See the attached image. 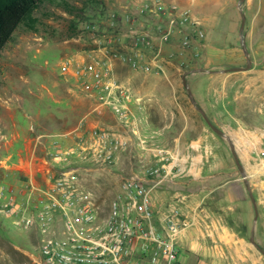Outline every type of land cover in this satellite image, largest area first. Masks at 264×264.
Listing matches in <instances>:
<instances>
[{"label": "rangeland", "instance_id": "rangeland-1", "mask_svg": "<svg viewBox=\"0 0 264 264\" xmlns=\"http://www.w3.org/2000/svg\"><path fill=\"white\" fill-rule=\"evenodd\" d=\"M237 2L218 0L206 9L188 8L193 17L195 14L203 20L199 26L205 33L202 43L222 44L224 48L232 45L242 49L238 40H235L241 21ZM261 11L259 0H244L242 3L245 15L244 39L250 67L244 69V73L236 74L239 76L228 74V71L216 76L229 81L228 85L231 86L226 88L228 97L238 95L232 100L234 104H227L229 113L218 114L217 109L208 103L211 99L201 102V97L213 96L212 89L202 88L203 81L211 77L191 71L203 64L206 55L210 56V52L206 54V49L203 54L201 49L199 56L188 55L177 59L187 65L174 74L175 79L180 81V87L172 89L178 95L177 105L146 100L136 104L140 105L136 114L134 112L140 133L149 138L151 148H168L173 137H178L181 130L180 137L187 142L203 133L215 137V145L228 147L225 138L209 127L198 108L203 109L213 125L227 135L229 125L237 126L233 117L241 122L244 120L248 127L262 125L264 128V72H261L264 65L260 62L262 54L257 55L260 43L256 41L260 32L256 17ZM151 15L156 20L160 17L159 14L151 13V0H47L33 12L36 21L32 28L21 25L15 30L12 39L0 52V128H3L2 122L7 123V127L0 130V190L6 189L13 181L14 169L11 165L16 161V149L23 142L32 149L35 134L61 131L53 122L57 111L66 107V97L84 96L85 93L79 87H74L78 85L77 78L63 71L62 65L66 60L71 57L83 60L90 56L100 60L101 49L108 46L112 52L122 56L111 60L113 67L119 64L122 70H130L127 75L136 73L125 81L131 87L133 81L134 84L140 81L144 74L151 75V34H159L157 24L153 29ZM233 18L236 24L231 40L227 25ZM142 36L144 39L139 40L137 50L133 43ZM130 57L139 62L138 68L134 69L129 64ZM246 62L244 59L240 66L245 67ZM146 65L150 67L148 70L144 68ZM211 66L212 63L206 68L208 72L216 70ZM183 73H187L185 78L192 99L181 82ZM243 85H248V88L244 89ZM164 110L166 112L163 113ZM68 116L69 122L75 123L77 117L74 114ZM229 137L234 139L231 135ZM47 151L44 145H37L35 149L39 157L45 156ZM154 159V156L144 158L151 165ZM128 168L125 162L121 168L114 167L112 171L93 170L86 173V177L92 182L101 183L97 192L109 197L116 191L121 176L130 174ZM134 170L140 171V168L135 166ZM250 189L258 209L254 242L264 251V187L250 184ZM234 197V187H231L228 192H216L206 197L198 206H187L185 211L179 207L189 222L183 233L199 226V223L206 228L211 221L215 223L211 230L204 229V245L197 256H192L195 259L193 264H264V254L250 241L254 209L249 193H244L243 202L234 201ZM36 243L34 231L14 227L0 213V264H31L28 254L36 255ZM188 252L196 255L194 249L179 246V264L185 262Z\"/></svg>", "mask_w": 264, "mask_h": 264}, {"label": "built area", "instance_id": "built-area-1", "mask_svg": "<svg viewBox=\"0 0 264 264\" xmlns=\"http://www.w3.org/2000/svg\"><path fill=\"white\" fill-rule=\"evenodd\" d=\"M153 12L160 15L155 57L161 53L160 44L168 43L175 31L181 34V49L199 56L194 45L205 33L188 8L155 0ZM143 39H135L134 48ZM101 54L100 60L71 57L62 69L77 78L95 110L107 108L115 115L119 128H87L84 116L71 144L65 142L67 135L35 134L31 160L37 171L43 167L45 183L23 178L18 186L0 190V213L14 227L35 232L36 255L28 254L31 264H179L178 240L189 222L177 205H169L156 217L151 203V188L172 173L177 159L166 148H151L149 138L141 135L131 109L140 98L112 70L111 60L122 56L108 46ZM128 62L134 69L140 66L131 57ZM37 145L47 146L45 156L35 153ZM151 150L156 158L152 165L144 160V152ZM125 155L140 171L121 176L109 197L97 192L101 183L90 181L86 173L109 171Z\"/></svg>", "mask_w": 264, "mask_h": 264}, {"label": "crops", "instance_id": "crops-1", "mask_svg": "<svg viewBox=\"0 0 264 264\" xmlns=\"http://www.w3.org/2000/svg\"><path fill=\"white\" fill-rule=\"evenodd\" d=\"M154 1L155 0H151V5ZM163 1L167 3L175 2L182 7H199L201 9L212 7L215 2H218V0ZM259 2L262 11L260 12L259 16L256 17V21L259 20L257 22L260 25V32L256 38V41H259L260 43L259 48L257 49V55L262 54L260 62H263L264 65V0H259ZM194 17L199 22V25L203 24L202 19L197 17L195 14ZM151 22L154 25V29L157 20L152 15ZM235 24L236 21H234L233 18V21L227 25V33L230 34L231 40H233L232 35H234ZM158 36H156V34H151V75L144 74L140 81H135V84L133 81V83L131 82V85L134 88V93L140 98L141 101L145 102L146 100L158 103L161 101V104L163 105H177L178 95H175L172 89L174 87H180V83H178L179 80L177 81L175 79L174 74L176 71H179L183 65H185L184 67H187L184 62L177 59L184 56L188 57V55L192 57V55L189 50L181 49V34L176 32L173 34L170 42L160 44L161 53L159 56L155 57V54L158 50V48H156V44L159 43ZM236 39L239 42V28L238 36H235V40ZM194 47L199 50V53L202 49V54L205 53V49L207 50L206 54L210 52V56L206 55V58H203V64L199 65V68L204 69L203 72H197L196 74H203L211 77V79L203 81L205 83L202 85V88H207L208 90L212 89L211 93L214 96V100L212 95H208L201 97V102H208L211 99L212 101L208 103L214 106V109H217L216 111L218 114L223 115L225 112L229 113L227 104L238 98V95H235L234 97H228L226 95V88L227 86H231L228 85L229 81H227L225 78H216V76L225 73L226 71H228V74H234V76H239L236 74L244 73V69H247L246 66L243 68L240 66L244 59L247 61V57L243 49H239V47L232 45L231 47L228 46L227 48H224L222 44L206 45L202 42L199 43V45H194ZM241 47L242 46L240 45V48ZM170 55L172 56L170 57ZM211 63V67L216 68V70L208 72L209 70L206 68ZM112 70L114 75L123 82L130 78L128 76H134L136 74L135 72H132L133 74L127 75L130 74V70H122L119 64H116L114 67L112 66ZM261 72H264V69L261 70ZM181 82L183 83L182 80ZM190 86L193 87V85ZM249 86L251 88V84ZM74 87H78V85H75ZM243 87L246 89L248 88V85H243ZM83 95L84 96L77 95L73 98L70 96L68 98L66 97V101L64 102L66 107H62L57 111V115L54 117L55 121L53 122V125H58L60 128L57 126V129H61V131L45 134L67 135L64 138L66 139L65 142L71 144L75 140V134L73 131L78 121L84 116H87V128L92 126L110 127L114 129L119 128L117 119L110 110L107 108L95 110L96 106L94 101L86 94ZM137 107H140V105H136V103L131 104V109L134 116L137 112ZM164 112H166V110H164L163 113ZM73 114L77 117V119L75 120V123L71 124L69 122L70 117L68 115L73 116ZM146 118L147 117L145 116V120ZM233 120L236 121L237 126L231 127L229 125V136L231 135L234 137V139L232 137L231 139L235 146L237 159L247 173L250 184L259 188H263L264 154L262 155V153H264V128L262 125L251 128L246 125L244 120L241 122L234 117ZM149 124L151 125L150 120ZM2 127L6 128L7 123L2 122ZM2 129L0 128V130ZM181 133L182 130L178 137H173L171 145L167 146L168 148H166L177 159L176 166L166 179H163L161 183L151 188V203L157 211L156 217H160L162 213L169 208V205H177L185 211L187 206H198L203 202V200L206 199V197L216 194V192H228V189L231 187H234L235 192V199L233 200L243 202L244 193L247 192L246 185L240 175L238 165L236 164L229 147L222 144H219V146L215 145L213 142L215 137H211L210 135L203 133L196 136L195 139H190L187 142L182 140L180 137ZM24 141H26L25 138ZM152 155V150L151 152H144L145 157H151ZM31 159L32 149L27 145L26 142H23L22 146L16 149V161L11 165L14 170L12 173L13 181H11L9 184L10 188L19 185L23 178L32 179L37 185L45 183L43 167L40 166L41 171H37ZM154 161L156 162V158ZM125 162L127 165H129L127 172L130 174L134 173L136 170L133 172L131 171L133 170V165L134 167H137L136 162L133 160V163H131L127 156L122 158L121 162H119L120 165L118 164L116 168H119V166L121 168ZM168 162H171V160ZM171 165H175V163L171 162ZM109 171H112V169ZM17 177H19V179H17ZM254 188L255 187H253V189ZM190 216L193 217L192 214H190ZM196 221L199 220L196 218ZM198 225L199 226L186 230L183 235L179 237V246L187 249H194L196 252V255L192 252L186 253V257L184 259L185 262L182 264L195 263V259L192 256H197L200 250L203 248L205 237L204 229L209 228V230H211L215 223L211 221V224L207 228L200 223Z\"/></svg>", "mask_w": 264, "mask_h": 264}, {"label": "trees", "instance_id": "trees-1", "mask_svg": "<svg viewBox=\"0 0 264 264\" xmlns=\"http://www.w3.org/2000/svg\"><path fill=\"white\" fill-rule=\"evenodd\" d=\"M47 0H0V52L21 25L34 26L33 12Z\"/></svg>", "mask_w": 264, "mask_h": 264}, {"label": "water", "instance_id": "water-1", "mask_svg": "<svg viewBox=\"0 0 264 264\" xmlns=\"http://www.w3.org/2000/svg\"><path fill=\"white\" fill-rule=\"evenodd\" d=\"M244 2V0H238L237 2V9L240 13V16H241V22H240V27H239V42H240V45L242 46V49L247 57L248 55V52H247V48H246V45H245V39H244V24H245V15L244 13L242 12V3ZM250 67V61L247 57V63H246V68H249ZM204 69L202 68H198V69H193L191 72H199V71H203ZM205 71H208V70H205ZM187 75V73H183L181 78H182V81H183V84L184 86L186 87V89L189 91V97L192 99V93L190 91V87L186 81V78L185 76ZM199 112L201 113L202 117L204 118V120L206 121V123L209 125V127L215 131L216 133L222 135L227 144H228V147L235 159V162L236 164L238 165V168H239V171H240V174H241V177L246 185V189L249 193V197H250V200L252 202V205H253V209H254V217H253V224H252V229H251V237H250V241L255 245V247H257L263 254H264V251L261 249V247L254 242V237H253V231H254V228H255V222L257 220V217H258V209H257V205H256V202L254 200V197H253V194L251 192V189H250V183H249V179H248V175L247 173L245 172L244 168L241 166V164L239 163L238 159H237V154H236V151H235V146L231 140V138L229 137V135H227L223 130L217 128L215 125H213V123L210 121V119L208 118V116L206 115V113L203 111V109L201 108H198Z\"/></svg>", "mask_w": 264, "mask_h": 264}]
</instances>
